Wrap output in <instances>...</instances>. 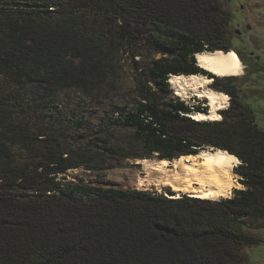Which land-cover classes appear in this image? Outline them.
<instances>
[{"label": "trees", "instance_id": "obj_1", "mask_svg": "<svg viewBox=\"0 0 264 264\" xmlns=\"http://www.w3.org/2000/svg\"><path fill=\"white\" fill-rule=\"evenodd\" d=\"M225 2L0 0V264H248L264 227V131L238 79L195 63L233 51ZM195 74L229 96L220 120L170 98L168 77ZM205 147L239 160L243 190L169 198L58 179Z\"/></svg>", "mask_w": 264, "mask_h": 264}, {"label": "rangeland", "instance_id": "obj_2", "mask_svg": "<svg viewBox=\"0 0 264 264\" xmlns=\"http://www.w3.org/2000/svg\"><path fill=\"white\" fill-rule=\"evenodd\" d=\"M223 7L230 13L231 17L230 25L232 34L229 40V46L233 51L242 53V65L247 64L248 67L252 68L251 71H257L253 74H251L250 71L245 72L243 65L241 75L234 77L239 80L237 85L238 94L240 97H243L242 94L244 93L248 94L245 96L243 102L249 104L254 112L257 126L264 131V73L258 72V70L264 67V0H227ZM156 57H159V55ZM126 74L128 77L130 72L127 71ZM169 86L170 98L183 101L187 106H193L194 108L205 106L206 103H204V100L202 98H197L192 92L187 91L186 94H182L179 97L174 94L171 85ZM229 102L230 99L229 96H227V106L224 110L228 108ZM91 107V111L102 110V107ZM218 115V120H220L221 116L220 114ZM207 148L208 147H205L204 149ZM157 159L156 155L147 158L149 161H155ZM138 161L139 160L134 159L121 160L119 162H114V167L106 169L73 168L58 176V179L62 180L63 178L64 181H81L91 186L102 187H105V185L101 184L102 182L109 181L114 184L112 187L115 188L146 191L169 198L170 196H176L178 198L188 194L185 192H174L171 187L165 186L159 180L157 172L151 173V176L148 177V169H145ZM170 165L171 163H168L166 167L170 168ZM239 178V175L231 170V180L234 183V188L230 190L229 197L232 196L234 189H244V187L238 183ZM141 180L143 182H141ZM219 199L222 198H218V200ZM256 234L260 238V243L245 250L248 264H264V227L256 231Z\"/></svg>", "mask_w": 264, "mask_h": 264}, {"label": "bare ground", "instance_id": "obj_3", "mask_svg": "<svg viewBox=\"0 0 264 264\" xmlns=\"http://www.w3.org/2000/svg\"><path fill=\"white\" fill-rule=\"evenodd\" d=\"M195 63L200 69L219 78L238 77L243 71V65L234 51L215 50L197 53ZM211 81L199 74L168 77L167 82L176 96L180 97L190 91L197 98H202L208 108L206 113L192 111L182 112L183 115L199 122L218 120V112L227 106V96L210 88ZM138 162L148 169V177L151 173L157 172L159 180L165 186L171 187L174 192H185L191 197L208 200L229 197L230 190L234 188L231 170L239 164L235 156L222 149L209 147L199 149L195 155L180 156L171 162L165 159L155 161L141 159ZM168 163H171V169L166 167Z\"/></svg>", "mask_w": 264, "mask_h": 264}, {"label": "water", "instance_id": "obj_4", "mask_svg": "<svg viewBox=\"0 0 264 264\" xmlns=\"http://www.w3.org/2000/svg\"><path fill=\"white\" fill-rule=\"evenodd\" d=\"M205 71V70H204ZM207 72V71H206ZM207 73H209V72H207ZM210 74H212V73H210ZM213 75V74H212ZM204 77H206V76H204ZM206 78H208V79H210V80H212L213 78H211V77H206ZM206 112H208V109H206Z\"/></svg>", "mask_w": 264, "mask_h": 264}, {"label": "flooded vegetation", "instance_id": "obj_5", "mask_svg": "<svg viewBox=\"0 0 264 264\" xmlns=\"http://www.w3.org/2000/svg\"><path fill=\"white\" fill-rule=\"evenodd\" d=\"M246 65H247V64H246ZM244 69H245V72H248V71H247L248 69H247V68H245V66H244Z\"/></svg>", "mask_w": 264, "mask_h": 264}]
</instances>
